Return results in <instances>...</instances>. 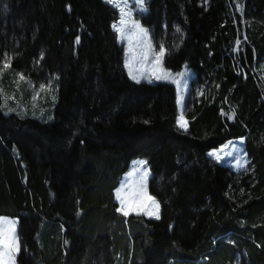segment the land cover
Instances as JSON below:
<instances>
[{"label": "trees", "instance_id": "trees-1", "mask_svg": "<svg viewBox=\"0 0 264 264\" xmlns=\"http://www.w3.org/2000/svg\"><path fill=\"white\" fill-rule=\"evenodd\" d=\"M138 15L164 68L191 71L188 129L175 87L135 83L104 0H0V84L56 87L50 120L7 114L0 88V218L15 264H264V0H149ZM77 39L79 42L77 43ZM244 140L247 171L209 153ZM146 161L157 220L115 201Z\"/></svg>", "mask_w": 264, "mask_h": 264}, {"label": "rangeland", "instance_id": "rangeland-1", "mask_svg": "<svg viewBox=\"0 0 264 264\" xmlns=\"http://www.w3.org/2000/svg\"><path fill=\"white\" fill-rule=\"evenodd\" d=\"M148 1L143 0L141 6L137 0H104L107 5L117 12L118 20L114 25L122 31L118 32L114 27L113 30L117 35L118 43L124 48L123 66L127 76L138 84L153 85L159 82L172 84L177 93V126L179 129L186 131L188 123L185 119V113L189 107L187 102L191 103L199 98L201 89L195 88L193 95L191 94L190 82L193 75L187 68H183L178 73H173L164 68L163 59L166 50L163 42L156 47L153 44L151 32L143 28L137 20L138 15L147 13ZM117 4L119 6H116ZM122 20L123 23H121ZM137 25L139 27H136ZM6 63L8 64L7 61H4L1 74L7 75V78L1 81L0 84L4 96L5 112L7 114H17L21 117L50 120L56 95V87L52 81L47 80L39 85L26 82L21 74L15 76L8 74V68L4 66ZM130 71L132 75L129 74ZM133 75L136 79L132 78ZM21 77L23 78L21 79ZM181 123L184 124L183 127L180 126ZM243 145L244 140L229 141L218 149L211 151L209 157L215 163L230 168L236 173L247 171L250 160L243 149ZM140 161L144 160L131 161L128 171L122 176L115 191V201L118 205V211L122 215L127 213L125 216H143L149 220H157L156 217L160 216V207L148 192L151 173L147 164L142 168L139 167ZM138 168L139 170H137ZM145 170L147 171L146 177L144 175ZM5 221L14 223L8 224ZM17 226L18 221L16 219L0 218V229L14 227V233L9 232V236L14 237V242L7 248L0 244V253H2L0 264H15L14 258L19 249Z\"/></svg>", "mask_w": 264, "mask_h": 264}, {"label": "snow or ice", "instance_id": "snow-or-ice-1", "mask_svg": "<svg viewBox=\"0 0 264 264\" xmlns=\"http://www.w3.org/2000/svg\"><path fill=\"white\" fill-rule=\"evenodd\" d=\"M137 2L142 6V4H143V0H137ZM116 6H119V5L117 4ZM123 22H124V21L122 20L121 23H123ZM113 27L116 28V30H117L118 32L122 31V29L118 28L116 25H113ZM136 27H139V26L137 25ZM141 31H143V30L141 29ZM78 42H79V39H77V43H78ZM161 54H162V52H161ZM4 66H5V67H8L9 65L6 63ZM129 74L132 75L131 71H130ZM22 78H23V77H21V79H22ZM132 78H133V79H136V77H135L134 75L132 76ZM157 78L159 79V77H157ZM137 82H139V81L137 80ZM180 126L183 127L184 124L181 123ZM145 164H146V161H140V162H139V167L142 168ZM137 170H139V168H138ZM144 175H145V177L147 176V171H146V170H145V172H144ZM149 199H151V198H149ZM126 214H127V213H125V215H126ZM156 218L158 219L159 217L157 216ZM5 223L13 224L14 222H11V221H5ZM9 232L14 233V227L11 228V229H0V244H3V245L5 246V248L9 247L10 244H12V243L14 242V237H10V236H9ZM0 256H2V253H0Z\"/></svg>", "mask_w": 264, "mask_h": 264}]
</instances>
